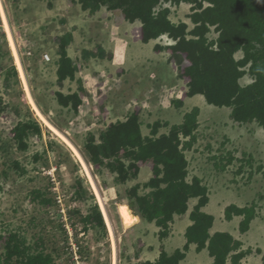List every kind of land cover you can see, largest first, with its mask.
<instances>
[{"label":"rangeland","instance_id":"obj_1","mask_svg":"<svg viewBox=\"0 0 264 264\" xmlns=\"http://www.w3.org/2000/svg\"><path fill=\"white\" fill-rule=\"evenodd\" d=\"M188 7L186 3L170 6V18L180 21L185 18L191 25L187 17ZM104 11L102 8L90 14L70 0H0V95L6 104L0 115V234L17 230L30 243L42 236L47 251L58 249L57 253L52 252L57 264H138L145 260L154 261L161 248L167 253L181 248L183 231L190 223L188 211L174 216L170 235L160 241L155 224L135 215L122 195L125 187L142 184L148 175H138L126 185H119L103 167L97 170L86 164V170L67 142L39 118L35 108L43 112L78 150L87 132L97 133L110 122L123 119L127 113L139 112L142 132L148 135L149 124L154 120L180 123L184 112L198 106V140L191 151L184 152L189 160L188 177L197 175L210 191L207 210L213 216V224L209 231L231 233L243 241L242 248L250 247L257 254L252 264H261L260 255L254 249H263L264 241L258 239L253 244L250 236H258L259 231L264 234V129L254 122H234L229 117V107L207 104L200 94L187 97L189 79L184 75V67L189 64L188 60L184 59L180 65L179 56L157 50L155 44L167 45L162 38L143 43L140 22L129 23L114 12L107 18L108 12L101 13ZM66 32L72 34L67 53L79 65L77 77L85 89L76 114L59 106L55 96L57 91L70 93L77 86L76 82L59 84L56 81L57 37ZM209 36L215 37L216 33L211 32ZM11 38L26 81L17 67ZM241 56V52L235 54L236 58ZM11 65L15 66L18 81L6 87L3 71ZM247 81V76L239 80L243 85ZM166 88L168 93L162 92ZM173 101H183V105H173ZM16 105L19 106L17 113L13 110ZM28 111L41 124L42 136L32 137L28 149L19 151L11 142L12 131L15 123ZM167 129L162 127L160 132ZM223 139L226 142L220 147ZM50 140L63 145L65 152L59 153L60 158L56 150L47 147ZM219 152H232L236 158L226 165L225 170L216 172L214 165L220 163L211 156L217 155L218 158ZM35 153L40 154L41 159H34L32 155ZM197 158L200 163H196ZM12 159L21 163L24 173L9 167ZM240 164H243L244 172L237 174ZM141 166L151 168L149 162ZM87 173L97 188L104 209ZM77 176L93 194L104 219L105 232L97 228L84 232L79 224L76 228L70 226L66 209L79 206L85 212L88 206V203L71 200V185ZM35 188L44 190L53 198L54 204L42 205L31 200L30 191ZM120 204L126 205L137 218L128 226L124 225L119 214ZM228 204L238 207L254 205L255 215L244 233L239 230L242 216L224 219ZM59 223L64 227L66 238L58 227ZM66 243L68 246L63 248ZM77 244L82 246L84 254L76 253ZM206 251H196L192 244L180 264H211L212 257L210 259Z\"/></svg>","mask_w":264,"mask_h":264},{"label":"trees","instance_id":"obj_2","mask_svg":"<svg viewBox=\"0 0 264 264\" xmlns=\"http://www.w3.org/2000/svg\"><path fill=\"white\" fill-rule=\"evenodd\" d=\"M70 1L80 4L90 14L105 8L120 11L129 23L140 22V40L143 43L166 36L172 44H155V48L169 50L171 54L189 61L184 67V75L189 79L187 97L200 94L207 104L229 107V117L234 122H254L264 129V0ZM181 3L190 5L187 17L191 25L185 21L174 22L170 18V6ZM211 32L216 36H209ZM71 39L70 32L57 37L55 75L59 84L70 81L76 82L77 86L70 93L57 91L55 96L59 106L76 114L83 102L85 89L77 77L80 67L67 53ZM238 52L242 53L240 58L235 57ZM3 73L6 87L18 81L14 65L5 68ZM245 75L251 81L242 85L239 80ZM173 102V105L183 104L182 101ZM18 107L13 108L16 113ZM5 109L6 104L0 95V115ZM198 115L199 107L194 106L183 114L180 123L154 120L149 124V134L144 135L139 112L134 111L127 113L123 119L110 122L97 133L87 132L78 148L86 164L97 170L101 167L107 169L114 176V183L119 185L136 179L143 163L151 164V177L142 184L125 187L122 195L135 215L155 224L160 241L170 235L174 216L185 214L189 210V201L196 199L188 215L191 223L185 228L182 247L171 253L161 248L154 261L145 260L138 264H180L192 244L196 251L206 249L212 257V264H240L245 256L252 253L250 247L243 249V243L230 233L209 231L213 216L202 210L209 200L208 190L197 175L188 177L189 163L184 152L197 143ZM162 127L168 128L167 131L160 132ZM42 131L39 121L28 111L15 123L11 142L16 150L26 151L30 139L41 137ZM225 142L223 139L220 147ZM47 147L56 150L59 158V153L65 152L63 145L56 140L47 142ZM32 156L38 160L42 157L38 153ZM211 157L220 163L214 165L216 172L225 170L226 165L236 158L232 152H219L218 158L217 155ZM242 160L245 162V159ZM9 167L25 172L15 159L10 161ZM240 172H244L243 164L236 170L237 174ZM1 189L0 186V192ZM30 196L39 204H54L53 198L42 189H32ZM71 200L88 203L85 212L79 206L66 209L72 228L79 224L84 232L96 228L105 232L101 210L79 176L71 185ZM252 204L243 207L229 204L224 209V218L230 220L233 216H242L239 230L244 233L255 215ZM58 227L66 238L61 223ZM45 246L42 236L30 243L23 233L8 230L4 235L0 234V264H57L52 252L57 253L58 249L47 251ZM67 246L68 243L63 248ZM77 247L76 253L84 254L82 246L77 244ZM254 251L261 256V264H264V249L256 248Z\"/></svg>","mask_w":264,"mask_h":264},{"label":"bare ground","instance_id":"obj_3","mask_svg":"<svg viewBox=\"0 0 264 264\" xmlns=\"http://www.w3.org/2000/svg\"><path fill=\"white\" fill-rule=\"evenodd\" d=\"M2 16V15H1ZM3 18V17H2ZM3 20L5 21V24H6V27H7V23H6V20H5V18H3ZM8 31V30H7ZM10 43H11V45L13 46V54H14V57L16 58V64H17V67H18V69H19V71H20V74L21 75H23L24 76V74H23V71H22V69H21V64H20V62H19V59H18V55H17V52H16V48H15V46H14V44H13V40H12V38H11V40H10ZM22 79L24 80V81H26L25 80V76L24 77H22ZM30 101H32V99L30 100ZM35 111H36V113H37V115L39 116V118L46 124V125H48L53 131H55V132H57L58 133V135L60 136V137H62L66 142H67V144L72 148V150H73V152L75 153V155H77V157L80 159V161H81V163L83 164V166H84V168L86 169L87 168V166H86V163L84 162V160H83V158L81 157V155H80V153H79V151L77 150V148L61 133V132H59L58 131V129L56 128V127H54L48 120H47V118L41 113V111L36 107L35 108ZM87 170V169H86ZM91 173V172H90ZM88 174V173H87ZM88 177H89V179H90V181H91V183H92V187H93V189H94V191L96 192V195L98 196V198H99V200H100V202H101V197L99 196V193H98V191H97V188H96V186L94 185V182H93V180H92V178L90 177V174H88ZM101 206H102V209H104L103 207V204H102V202H101ZM118 210H119V214H120V216H121V218H122V221H123V223H124V225L125 226H128L129 224H132L133 222H134V220L135 219H137L136 217H134L132 214H131V212H130V210H129V208L126 206V205H120L119 207H118ZM113 262H114V258H113Z\"/></svg>","mask_w":264,"mask_h":264},{"label":"crops","instance_id":"obj_4","mask_svg":"<svg viewBox=\"0 0 264 264\" xmlns=\"http://www.w3.org/2000/svg\"><path fill=\"white\" fill-rule=\"evenodd\" d=\"M188 6H190V5H188ZM188 8H189V7H188ZM175 9H176V7H175ZM188 10H189V9H188ZM105 12H108V13H106V17H107V18H108L109 16H111L112 12H114V14H115L116 16H117L118 14H120V13H117V12H120V11H108V10H106V9H105L104 12H101V13L104 14ZM187 13H188V12H187ZM171 20H172V19H171ZM172 21L177 22V21H180V20H177V19H176V20H172ZM181 21H183V20H181ZM184 21L187 23V19L184 18ZM163 37H164V36H162L161 38L163 39ZM159 39H160V38H158L157 40H159ZM117 48L119 49V48H121V46H118ZM123 49H124V52H125V47H124ZM167 51L169 52V50H167ZM177 60H178V63H179L180 65L183 64V59H181V58L179 57ZM160 81H161V80H160ZM170 85H172V84H170ZM235 149H236V148H235ZM262 153H264V150H262ZM262 153H261V154H262ZM259 154H260V153H259ZM259 154H258V155H259ZM259 159H260V158H259ZM198 161H199V159H197V162H198ZM257 169H258V171H259L260 166H258ZM201 171H202V170H201ZM201 171H199V172H201ZM150 172H151V168H150V167L141 166L138 175H139V177H142V176H145V175L147 174V175H148V179H149V178L151 177ZM195 173H196V172H195ZM250 176H251V175H250ZM241 178H243V176H241ZM148 179H147V180H148ZM249 179H250V177H248L247 180H249ZM147 180H142L141 182H145V181H147ZM247 180H246V181H247ZM242 181L245 182L244 179H243ZM202 183H203V182H202ZM209 192H210V191L208 190V193H209ZM208 195H209V194H208ZM195 201H196L195 199H191V200L189 201V206H191V208H192L193 204L195 203ZM120 205H122V204H120ZM120 205H119V206H120ZM228 205H229V204H228ZM207 207H208V203H207V204L205 205V207L203 208V211H205L206 213H210V212H208ZM239 207H240V206H239ZM191 208H190V210H191ZM190 210H188V214H189ZM239 217H241V216H239ZM224 219H225V218H224ZM232 219H233V218H232ZM232 219H231V220H232ZM225 220H226V219H225ZM190 223H191V221H190ZM190 223H189V224H190ZM189 224H188V225H189ZM188 225H187V226H188ZM187 226H186V227H187ZM186 227H185V228H186ZM184 231H185V229H184ZM184 231H183V234H184ZM210 233H211V232H210ZM212 233H213V232H212ZM228 233H229V232H228ZM230 234H231V233H230ZM231 235H232V234H231ZM234 235H235V236L239 235L240 237L243 236V234H242V235H241V234H234ZM257 235H258V236H256V235H255V236H250L251 243H253V244L257 243V240H258V239H261V240L264 241V234H262L261 231H259ZM232 236H233V235H232ZM239 236H238V237H239ZM233 237H234V236H233ZM234 238H235V237H234ZM235 239H238V238H235ZM238 240H240V239H238ZM247 240H248V239L246 238V241H247ZM240 241L243 243L242 240H240ZM182 245H183V244H182ZM193 246H194V245H193ZM249 246H252V247L256 248V247H255L254 245H252V244H249ZM181 247H182V246H181ZM258 248H261V247H258ZM243 249H245V248H243ZM261 249H262V248H261ZM263 249H264V248H263ZM254 250H255V249H254ZM206 252H207V251H206ZM254 255H255V254L252 252L250 255L245 256V257L243 258L244 261H241L240 264H243V262H245V263L247 262L246 264H252V263L254 262L252 259H253V257H255L257 254H256L255 256H254ZM258 255H259V254H258ZM208 256H209V255H208ZM251 256H252V257H251ZM201 258H202V257H201ZM201 258H200V259H201ZM210 259H211V257H210ZM260 259H261V256H260ZM210 262H211V264H212V259H211Z\"/></svg>","mask_w":264,"mask_h":264},{"label":"clouds","instance_id":"obj_5","mask_svg":"<svg viewBox=\"0 0 264 264\" xmlns=\"http://www.w3.org/2000/svg\"><path fill=\"white\" fill-rule=\"evenodd\" d=\"M165 37H166V36H164L163 39L167 41V39H165ZM166 43H167V44H172V41H171V42L167 41ZM185 59H187V58H185ZM185 61H186V60H185ZM188 62H189V61H188ZM182 68H183V67H182ZM245 76H247V75H245ZM245 76H243V77H245ZM247 77H248V76H247ZM248 79H249V81H247L245 84H248V83L251 81V79H250L249 77H248ZM245 84H244V85H245ZM242 85H243V84H242ZM182 103H183V101H182ZM182 105H183V104H182ZM197 107H198V106H197ZM186 112H187V111H186ZM184 113H185V112H184ZM184 113H183V114H184ZM182 116H183V115H182Z\"/></svg>","mask_w":264,"mask_h":264},{"label":"built area","instance_id":"obj_6","mask_svg":"<svg viewBox=\"0 0 264 264\" xmlns=\"http://www.w3.org/2000/svg\"><path fill=\"white\" fill-rule=\"evenodd\" d=\"M165 39H167V41L171 42V40L168 39L167 37H165ZM45 58H46V60H48V59H49L48 55H46ZM191 150H192V149L188 150V152L191 151ZM186 152H187V150H186ZM186 154H187V153H185V155H186ZM187 156H188V154H187ZM186 158H187V157H186ZM187 159H188V158H187ZM197 159H198V158H197ZM197 159H196V163H200V159H199L198 162H197ZM188 162H189V160H188Z\"/></svg>","mask_w":264,"mask_h":264},{"label":"flooded vegetation","instance_id":"obj_7","mask_svg":"<svg viewBox=\"0 0 264 264\" xmlns=\"http://www.w3.org/2000/svg\"><path fill=\"white\" fill-rule=\"evenodd\" d=\"M168 85H170V84H168ZM165 86V85H164ZM166 87V86H165ZM162 92H166V93H168V90H167V88L166 89H164Z\"/></svg>","mask_w":264,"mask_h":264}]
</instances>
